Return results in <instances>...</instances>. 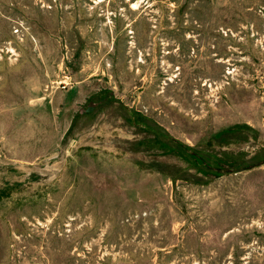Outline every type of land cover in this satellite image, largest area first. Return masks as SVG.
Instances as JSON below:
<instances>
[{
    "label": "rangeland",
    "instance_id": "obj_1",
    "mask_svg": "<svg viewBox=\"0 0 264 264\" xmlns=\"http://www.w3.org/2000/svg\"><path fill=\"white\" fill-rule=\"evenodd\" d=\"M0 264H264V0H0Z\"/></svg>",
    "mask_w": 264,
    "mask_h": 264
}]
</instances>
